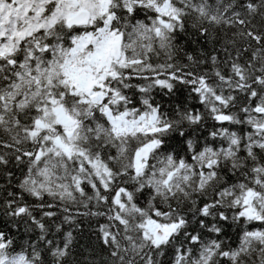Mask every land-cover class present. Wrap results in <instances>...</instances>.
I'll list each match as a JSON object with an SVG mask.
<instances>
[{"label":"snow or ice","instance_id":"snow-or-ice-1","mask_svg":"<svg viewBox=\"0 0 264 264\" xmlns=\"http://www.w3.org/2000/svg\"><path fill=\"white\" fill-rule=\"evenodd\" d=\"M0 264H264V0H0Z\"/></svg>","mask_w":264,"mask_h":264}]
</instances>
